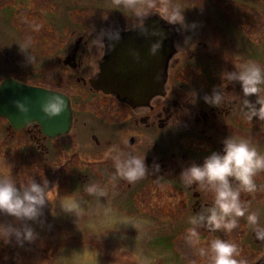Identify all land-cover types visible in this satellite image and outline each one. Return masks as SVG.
I'll return each instance as SVG.
<instances>
[{
  "label": "flooded vegetation",
  "instance_id": "af4514ba",
  "mask_svg": "<svg viewBox=\"0 0 264 264\" xmlns=\"http://www.w3.org/2000/svg\"><path fill=\"white\" fill-rule=\"evenodd\" d=\"M16 1L11 4L5 0L11 7L5 3L2 5L9 8L19 22L20 13L16 10L24 8V4H33V0H25V3ZM148 2L153 11L145 24L159 33L166 29L172 37L173 53L167 64L162 93L152 95L143 105L131 106L129 102L96 90L90 84L91 80H98L110 50L115 53L113 49L124 46V42L128 46L127 38L121 35L114 47L104 51L94 46L91 28L95 26L99 30L118 26L122 34L133 31L131 29L137 23L131 10L118 0H44L45 18L62 22L65 26L66 41L61 50L54 52L58 61L71 71L74 85L69 89L55 90L70 100L73 121L69 132L82 119L83 127L96 129H88L87 135L99 152L107 154L110 149L118 148L123 154L145 156L148 170L141 179L129 182L120 176L115 161L109 155L101 160L102 163L99 161L102 178L110 174L112 179L128 186L170 180L183 184L188 194L182 215L190 217L214 205V192L199 184L186 185L181 176L183 168L191 163H202L211 151L221 150L225 136L247 138L264 154V119L253 117L251 121L247 120L243 107L246 98L255 102V94L245 98L239 82L228 81L221 75L222 72L237 70L246 61H257L264 66V0ZM21 3L23 6L18 5ZM174 12L182 13L184 25L169 24L164 19L172 18ZM213 90H221L224 97L217 106L209 105L203 99ZM194 93L195 103H191ZM260 97L264 99V86H261ZM89 99H93L95 106L99 102L101 105L110 103V106H105L107 111L103 108L98 110L102 113L110 111L114 119H109V123L104 125L95 116L81 118L90 113L97 114L84 108V104L90 103ZM114 108L116 112H113ZM8 129L11 130L10 127ZM18 130L25 132L40 152L42 149L48 151L47 142L55 140L45 136L36 122ZM155 163L160 165L158 171ZM254 182L256 191L241 192V201L247 208L255 206L258 224L264 229V222L259 223L258 213L261 207L264 209V170L257 172ZM256 245L262 250L253 264H264V259L259 262L264 254V234Z\"/></svg>",
  "mask_w": 264,
  "mask_h": 264
},
{
  "label": "rangeland",
  "instance_id": "374dc122",
  "mask_svg": "<svg viewBox=\"0 0 264 264\" xmlns=\"http://www.w3.org/2000/svg\"><path fill=\"white\" fill-rule=\"evenodd\" d=\"M4 3L5 0H0V79L12 76L26 84L52 90L73 87L71 71L58 61L54 52L61 50L66 41L65 26L45 18L44 0H33V4H24V8L16 10L20 13L19 22L9 8H4ZM88 101L84 108L97 114L81 118L95 116L104 125L114 119L110 111L98 110H106L110 103L103 106L99 102L95 106L93 99ZM116 111L114 108L113 112ZM81 121L72 132L49 140L48 151L40 152L25 132L18 129L13 132L11 127L8 129L7 120L0 117V175L11 173L18 184L26 183L31 177L40 182L44 176L49 187L53 186L48 192L49 202L37 220H20L0 212V225L21 228L28 224L36 227L37 233L35 240L22 244L14 235L7 242L0 239V264H43L39 257L44 264H206V259L195 251L207 247L217 238L211 235L219 232V238H231L229 241L237 244L238 260L246 264L257 260L262 248L254 243L251 233L254 226L247 220L248 213H256L255 206L248 207L245 216L237 218V226L230 232L193 225L191 220L199 213L190 217L182 215L188 194L185 185L170 180L128 186L112 179L110 174L102 178L99 161L108 155L92 146L87 131L96 129L83 127ZM89 185H96L105 194L89 195L86 192ZM73 198L82 202L76 214L61 207ZM82 210H90L93 215L86 217ZM258 213L259 223H263V207ZM193 227L199 233L196 246L186 239ZM65 233H75L78 237L74 236L71 243L72 236ZM47 237L52 262L44 251Z\"/></svg>",
  "mask_w": 264,
  "mask_h": 264
},
{
  "label": "clouds",
  "instance_id": "9594fccd",
  "mask_svg": "<svg viewBox=\"0 0 264 264\" xmlns=\"http://www.w3.org/2000/svg\"><path fill=\"white\" fill-rule=\"evenodd\" d=\"M118 2L123 3L136 17L137 23L131 30L138 31L145 37L162 36L155 28L150 29L145 24V20L153 11V6L148 0H118ZM164 19L169 24L184 25L181 12H174L172 18ZM121 32L122 29L118 26H108L99 30L93 26L91 34H94V46L107 51L119 42ZM161 47L162 38L152 40L149 43L148 52L155 56ZM133 55L138 56L137 53ZM221 75L228 81L239 82L245 98L255 94V102L247 98L244 100L245 118L249 121L253 117L264 119V99L260 97L261 86H264V66L249 61L241 64L237 70L222 72ZM0 84H3L2 79ZM203 99L205 103L217 106L223 102L224 97L221 90H213L210 95L205 94ZM190 102L195 103V93ZM14 103L20 113L27 114L28 105L25 102L16 100ZM40 107L48 117L59 115L65 110V98L59 94L49 95ZM107 155L115 161L118 174L129 182L141 179L148 170L145 156L123 154L118 148L110 149ZM154 165L158 171L159 163ZM261 170H264V154H261L249 139L225 136L222 139L221 150L211 151L204 157L202 163H191L181 171L186 185L199 184L214 192V205L193 217L191 223L204 225L210 231L223 229L230 232L236 228L237 218L245 216L248 212L247 206L241 201V192L256 191L254 177ZM52 187H49V181L44 176L40 182L31 177L26 183L18 184L11 173L0 175V212L20 220H37L42 216L43 208L49 202L48 192ZM86 192L89 195L103 196L105 194L103 190H98L96 185H89ZM61 207L65 212L76 214L81 210L82 202L73 198ZM247 220L249 224L257 228L258 235L264 234V229L260 228L258 215L255 212L248 213ZM10 235H14L21 244L24 241L31 242L37 237L35 230L28 224L21 228L0 225V239L7 242ZM186 239L193 246L199 244V233L196 227L188 230ZM197 252L201 258L206 259V264H246V261L237 259L239 256L237 244L222 238L211 240L207 247H199Z\"/></svg>",
  "mask_w": 264,
  "mask_h": 264
},
{
  "label": "water",
  "instance_id": "95a60500",
  "mask_svg": "<svg viewBox=\"0 0 264 264\" xmlns=\"http://www.w3.org/2000/svg\"><path fill=\"white\" fill-rule=\"evenodd\" d=\"M167 33L164 38L161 37L162 47L155 56L147 53L146 44L140 47L135 44L137 42L131 40L135 36L142 37L138 31L122 33L121 35L127 38L128 46L124 42V46L113 49L115 53L110 50L101 67L98 80H91V86L104 93L115 95L119 100L129 102L131 106L143 105L152 95L162 93L167 76V62L173 53L171 35ZM122 50L125 52L123 53ZM119 51L121 53H118ZM133 53H137L138 56H134ZM114 59H117L115 63H113ZM117 61H119L118 66ZM52 94L62 95L66 107L59 115L48 117L42 112L40 105ZM16 100L28 105L27 114L19 112L14 103ZM0 117L6 118L13 129H20L31 122H36L40 125L43 134L50 138L68 133L73 121L70 101L64 93L25 84L12 77L4 78L3 84H0ZM252 235L255 242L260 241L261 235H258L256 229ZM263 259L264 254L259 262Z\"/></svg>",
  "mask_w": 264,
  "mask_h": 264
},
{
  "label": "bare ground",
  "instance_id": "6f19581e",
  "mask_svg": "<svg viewBox=\"0 0 264 264\" xmlns=\"http://www.w3.org/2000/svg\"><path fill=\"white\" fill-rule=\"evenodd\" d=\"M168 32V33H167ZM160 33L162 34V36H148V37H145V36H142V37H140L139 39L135 36V37H133L131 40L132 41H135V42H137V44H138V46H145V44H146V46H147V48H148V46H149V43H150V41H152V40H156V39H161V37L162 38H164V36H165V33H167V34H170V32L168 31V30H164V31H160ZM171 35V34H170ZM171 40H172V37H171ZM159 53V52H158ZM117 59H114L113 60V63H115V61H116ZM169 61V60H168ZM168 63V62H167ZM116 64H117V66H118V64H119V61H117L116 62ZM7 77H9V76H7ZM6 78V77H5ZM70 101V100H69ZM70 107H71V105H70ZM3 118V117H2ZM5 120H7L6 118H4ZM7 122H8V120H7ZM8 124H9V122H8ZM72 126V125H71ZM8 127H11L10 126V124H9V126ZM12 128V127H11ZM13 129V128H12ZM13 130H16V129H13ZM69 133V132H68ZM68 133H66V134H68ZM63 135H65V134H63ZM63 135H60L59 137H61V136H63ZM59 137H56V138H59ZM56 138H54V139H56ZM53 139V138H52ZM51 192V191H50ZM49 192V193H50ZM55 212H57L56 210H54ZM82 212V215H84V216H86V217H89L90 215H93L92 213H91V211L90 210H82L81 211ZM242 224V223H241ZM241 226V225H240ZM239 226V227H240ZM34 230H35V228L36 227H34V226H31ZM41 229L42 228H40V229H38V230H40L41 231ZM76 231H80V232H82V230L81 229H78V230H76ZM254 231V230H253ZM252 231V232H253ZM218 232H219V230H218ZM251 232V233H252ZM203 234H204V232H202ZM66 234V236H68V237H70V235L72 236L71 237V243H74V236H76V237H78L75 233H72V234H68V233H65ZM219 235H220V232L217 234V235H211V237L213 236V237H217V238H219ZM253 236V235H252ZM67 237V238H68ZM48 238V240H47V245H48V243L50 242L49 241V237H47ZM222 239H225L224 237H221ZM233 238V237H232ZM79 239H80V237H79ZM231 239V238H230ZM229 239V240H230ZM225 240H228V238H226ZM25 243V242H24ZM255 244H256V242H254ZM25 248H27V245H25ZM27 251H29V250H27ZM195 253H196V255H197V250L195 251ZM39 259L41 260L42 258L41 257H39Z\"/></svg>",
  "mask_w": 264,
  "mask_h": 264
},
{
  "label": "trees",
  "instance_id": "16d2710c",
  "mask_svg": "<svg viewBox=\"0 0 264 264\" xmlns=\"http://www.w3.org/2000/svg\"><path fill=\"white\" fill-rule=\"evenodd\" d=\"M223 232H224V231H223ZM67 239H68V238H67ZM67 239L65 240L66 242H68ZM69 239H71V238H69ZM62 241H64L63 238H62ZM28 245H29V244H27V246H28ZM50 247H51V245H50V242H49L48 245L46 246V248L44 249V251H46L45 253L47 254L46 258L49 257V258H50V262H52V258H51V256H48V253H49V251H50V249H51ZM193 254H194V253H193ZM41 261H42V263L44 264V262H43L44 260L41 259ZM49 264H50V263H49Z\"/></svg>",
  "mask_w": 264,
  "mask_h": 264
}]
</instances>
